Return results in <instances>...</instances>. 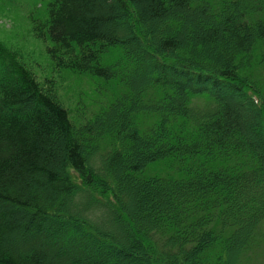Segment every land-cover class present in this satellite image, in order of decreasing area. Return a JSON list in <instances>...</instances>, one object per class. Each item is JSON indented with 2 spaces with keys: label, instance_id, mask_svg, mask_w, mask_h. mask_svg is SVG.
I'll return each mask as SVG.
<instances>
[{
  "label": "trees",
  "instance_id": "16d2710c",
  "mask_svg": "<svg viewBox=\"0 0 264 264\" xmlns=\"http://www.w3.org/2000/svg\"><path fill=\"white\" fill-rule=\"evenodd\" d=\"M29 19L105 99L73 115L0 41V264H241L264 223V0H49Z\"/></svg>",
  "mask_w": 264,
  "mask_h": 264
},
{
  "label": "rangeland",
  "instance_id": "374dc122",
  "mask_svg": "<svg viewBox=\"0 0 264 264\" xmlns=\"http://www.w3.org/2000/svg\"><path fill=\"white\" fill-rule=\"evenodd\" d=\"M49 0H0V41L16 51L18 57L33 71L39 82H51L56 87L58 98L74 114L78 108L95 109V105L104 100L101 89L102 79L92 76H80L57 70L45 52V44L33 37L29 15L41 18ZM37 15V16H35ZM114 52L118 48L113 49ZM264 58V50L261 52ZM106 58H112L110 55ZM114 59V58H113ZM264 83V70L257 72ZM92 163V162H91ZM94 166L98 160L94 158ZM241 264H264V223L262 236L258 238Z\"/></svg>",
  "mask_w": 264,
  "mask_h": 264
}]
</instances>
